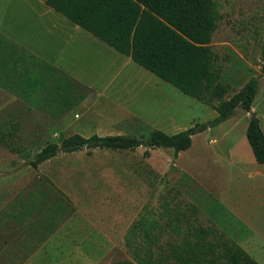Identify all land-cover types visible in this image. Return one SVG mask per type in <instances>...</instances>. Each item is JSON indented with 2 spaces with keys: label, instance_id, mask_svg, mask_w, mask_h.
Returning <instances> with one entry per match:
<instances>
[{
  "label": "rangeland",
  "instance_id": "374dc122",
  "mask_svg": "<svg viewBox=\"0 0 264 264\" xmlns=\"http://www.w3.org/2000/svg\"><path fill=\"white\" fill-rule=\"evenodd\" d=\"M214 1L221 16L211 47L219 55L221 80L230 85L227 96L235 93L250 76L259 75L252 111L264 126V75L259 68L264 0ZM139 68L146 73H140ZM126 69L139 72L138 78L143 80H149L151 75L134 62ZM159 81L162 97L169 101L162 118L149 114L146 102H115L73 81L70 91L66 79L61 83L60 93L65 94L67 101L56 90L44 89L36 98L35 109L27 105L23 109L22 104L12 103L0 110L1 126L18 125L13 139L16 151L0 145V182L6 183L0 188V264H16L5 241L19 244L24 251L31 250L54 231L58 233L50 246H43L46 253L51 252L49 247L55 250L50 264L132 260L135 250L139 254L146 250L141 239L145 230L150 236L159 237L158 242L152 243L157 257L177 241L174 233L164 226L169 213L178 215L184 235L192 222L210 226L211 220L225 226L240 218L237 212L248 209L249 197L242 190L248 164L240 162L229 173L217 164L227 152L225 134L242 137L248 113L241 108L221 126L193 135L190 148L180 152L176 168L172 149L157 148L144 157L141 147L129 152L94 149L60 153L36 169L28 165L47 143H58L73 133L146 136L151 129L159 128L173 134L216 116L209 105ZM82 94L84 99L78 100ZM210 138L216 143L211 145ZM232 176L235 181L238 179V186L226 183L225 177ZM165 204L169 206L166 210ZM193 204L199 208V214L192 212ZM163 212L166 213L162 219ZM9 214L34 215L35 221L30 223L34 226L8 225L2 218ZM259 214V223L264 225V207ZM40 221L49 226L37 229ZM156 221L159 226L153 227ZM135 223L137 228L133 229ZM126 239L129 247L125 245Z\"/></svg>",
  "mask_w": 264,
  "mask_h": 264
},
{
  "label": "trees",
  "instance_id": "16d2710c",
  "mask_svg": "<svg viewBox=\"0 0 264 264\" xmlns=\"http://www.w3.org/2000/svg\"><path fill=\"white\" fill-rule=\"evenodd\" d=\"M46 4L160 80L209 105L216 116L173 134L158 128L151 129L146 136H84L73 133L58 143L50 142L43 146L27 162L30 167L36 169L39 164L60 153L94 149L129 152L141 147L144 149L143 156L149 157L150 150L170 148L175 159L179 152L190 148L193 135L233 117L237 108L248 113L245 137L255 161L264 164V133L259 118L251 109L260 76H250L235 93L227 96L230 85L222 82L219 55L211 47L221 16L214 0H46ZM23 54L27 53L21 51L20 59ZM27 56L38 66L33 70L27 62L22 65L23 61L20 66L27 75L25 83L28 89L33 90V97L37 98L38 92L44 89L51 92L54 89L67 101L65 94L60 93L61 83L66 79L71 91L74 85L71 78L59 72L55 75L49 64L29 54ZM259 62L260 74L264 75V40L260 46ZM84 97V94L79 95L78 100ZM9 125H0V145L15 152L13 139L18 125ZM167 208L169 206L165 204V210ZM190 208L194 214H199L196 206L191 205ZM168 216L164 226L176 235V243L167 246L166 251L159 252L156 257L152 243L158 242L159 237H152L145 230L141 237L142 244L147 246L144 253L139 254L135 250L134 259L110 264H259L214 226L192 222L187 232L181 235L182 225L178 223V215L169 213ZM152 226L158 227L159 222ZM135 228L136 223L133 225ZM125 245L130 246L128 239Z\"/></svg>",
  "mask_w": 264,
  "mask_h": 264
},
{
  "label": "crops",
  "instance_id": "0c3cea01",
  "mask_svg": "<svg viewBox=\"0 0 264 264\" xmlns=\"http://www.w3.org/2000/svg\"><path fill=\"white\" fill-rule=\"evenodd\" d=\"M21 51L27 53L22 55V59L19 57ZM28 54L49 64L54 69L53 74L62 73L73 82L88 87L99 97L106 96L107 99L123 103H149L146 106L149 114L161 118L162 113L168 110L169 101L162 97L159 78L150 73L149 80H143L138 78L139 72L126 71L130 70L126 69L127 66L133 64L127 56L49 7L46 0H0V110L8 108L12 103L22 104L23 109L26 105L31 109L36 108L38 102L33 97V90L27 88V75L20 67L22 61L24 66L25 62L32 65L33 70L38 67ZM138 70L146 73L140 68ZM20 71L22 74L19 75ZM121 108L127 109L128 106ZM227 121L228 119L217 127ZM260 126L264 133L261 121ZM245 130L246 127L241 139L225 134L227 152L217 164L225 167L227 173L234 171L240 162L248 164L242 190L249 197V207L242 213L237 212L240 218L236 217L225 226L209 221L210 226H214L240 246L259 264H264V225L259 223V210L264 207V164L255 161L245 137ZM208 141L211 145L216 143L212 138ZM179 154L180 152L175 158V168ZM225 181L228 185L239 184L238 179L235 181L233 176L225 177ZM4 182L5 180L0 182V188L6 184ZM197 209L200 212L198 207ZM2 219L8 225H19L18 228L33 227L30 223L35 221L34 215L21 217L9 214ZM66 224L63 223L62 228ZM43 225L40 221L37 229H42ZM57 233L54 231L47 234V240L38 242L31 250L24 251L11 240L5 241L4 245H10L7 251L16 260V264H50L51 253L55 250L52 251V247H49L51 252L46 253L43 246H50V241Z\"/></svg>",
  "mask_w": 264,
  "mask_h": 264
}]
</instances>
